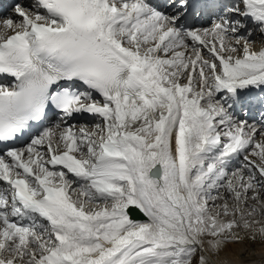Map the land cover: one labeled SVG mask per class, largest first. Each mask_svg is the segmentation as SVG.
<instances>
[{
    "label": "snow or ice",
    "instance_id": "6c2138e0",
    "mask_svg": "<svg viewBox=\"0 0 264 264\" xmlns=\"http://www.w3.org/2000/svg\"><path fill=\"white\" fill-rule=\"evenodd\" d=\"M0 264H264V0H13Z\"/></svg>",
    "mask_w": 264,
    "mask_h": 264
},
{
    "label": "bare ground",
    "instance_id": "6f19581e",
    "mask_svg": "<svg viewBox=\"0 0 264 264\" xmlns=\"http://www.w3.org/2000/svg\"><path fill=\"white\" fill-rule=\"evenodd\" d=\"M6 2L9 4V5H12V3H13V0H6ZM8 9H7V7L6 6H2L1 8H0V16H3V15H6V14H8V12H10V11H8ZM257 48H259V47H257ZM257 249L259 250V245L257 246ZM260 258V256H259V251H257V254L255 255V256H252V257H250V258H248L249 260H258Z\"/></svg>",
    "mask_w": 264,
    "mask_h": 264
},
{
    "label": "water",
    "instance_id": "95a60500",
    "mask_svg": "<svg viewBox=\"0 0 264 264\" xmlns=\"http://www.w3.org/2000/svg\"><path fill=\"white\" fill-rule=\"evenodd\" d=\"M135 215H136V218H138V219H143L142 214H140V213H136Z\"/></svg>",
    "mask_w": 264,
    "mask_h": 264
},
{
    "label": "rangeland",
    "instance_id": "374dc122",
    "mask_svg": "<svg viewBox=\"0 0 264 264\" xmlns=\"http://www.w3.org/2000/svg\"><path fill=\"white\" fill-rule=\"evenodd\" d=\"M9 11L11 12V8L9 9ZM8 12V11H7ZM10 12H8V13H10ZM256 47H260V45L259 44H256L255 45ZM258 246V245H257Z\"/></svg>",
    "mask_w": 264,
    "mask_h": 264
}]
</instances>
